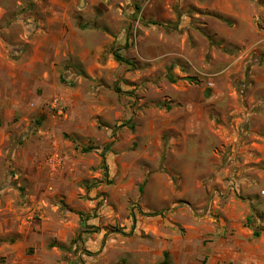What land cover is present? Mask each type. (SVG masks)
Wrapping results in <instances>:
<instances>
[{
  "label": "rangeland",
  "instance_id": "1",
  "mask_svg": "<svg viewBox=\"0 0 264 264\" xmlns=\"http://www.w3.org/2000/svg\"><path fill=\"white\" fill-rule=\"evenodd\" d=\"M0 58L37 77L7 128L0 264H241L225 209H259L227 128L264 75V0H0Z\"/></svg>",
  "mask_w": 264,
  "mask_h": 264
},
{
  "label": "crops",
  "instance_id": "2",
  "mask_svg": "<svg viewBox=\"0 0 264 264\" xmlns=\"http://www.w3.org/2000/svg\"><path fill=\"white\" fill-rule=\"evenodd\" d=\"M12 76L11 72L5 73L4 61L0 58V164L5 156V145L9 140L7 128L13 123L17 110L22 113V117L24 116L23 113L28 108L24 99L25 94L32 84L31 81L37 82V77L29 73L26 75L19 73L18 80L17 77L13 79ZM5 78L8 80L9 91L12 92L6 97L2 85ZM240 92L241 106L236 109V126L231 122V128H227L235 138V153L239 156L237 163L240 167V179L231 180V186L237 192H242L248 203L258 204L256 208L259 209V214H252L257 218L258 227L245 225L242 212L236 215L226 208L223 224L227 225L230 233L229 242L224 243V251L221 254L225 255L230 251L241 264H264V195L261 193L264 189V179L258 180L256 177L264 171V75L255 76V83L244 86ZM17 151L14 157L16 166H21L24 170L30 169L33 163L30 162L31 156L27 151L32 150L20 146ZM10 163L11 161H8L7 166ZM254 216H250L251 219ZM240 217L243 220L238 222L237 218ZM255 229H259V236H254Z\"/></svg>",
  "mask_w": 264,
  "mask_h": 264
},
{
  "label": "trees",
  "instance_id": "3",
  "mask_svg": "<svg viewBox=\"0 0 264 264\" xmlns=\"http://www.w3.org/2000/svg\"><path fill=\"white\" fill-rule=\"evenodd\" d=\"M116 57H117V59H119V60H121V61H126V60H127L125 57H123V56L120 55L119 53H116ZM89 149H91V148H89ZM89 149L86 148V150H89ZM101 155H102L103 164H104L105 168H107V165H106V157H105V151H103V152L101 153ZM140 212H142V211L140 210ZM153 214H162V212H159V213H158L157 211H155ZM133 218H134V221H136V214H135V215L133 214ZM247 222H248L249 225H252V219H251L250 216L247 217ZM254 236H259V229H255V230H254Z\"/></svg>",
  "mask_w": 264,
  "mask_h": 264
},
{
  "label": "built area",
  "instance_id": "4",
  "mask_svg": "<svg viewBox=\"0 0 264 264\" xmlns=\"http://www.w3.org/2000/svg\"><path fill=\"white\" fill-rule=\"evenodd\" d=\"M261 193L264 195V189L261 190Z\"/></svg>",
  "mask_w": 264,
  "mask_h": 264
}]
</instances>
